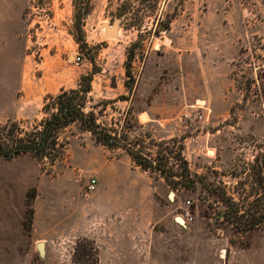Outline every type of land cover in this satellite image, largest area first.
<instances>
[{
    "label": "rangeland",
    "instance_id": "rangeland-1",
    "mask_svg": "<svg viewBox=\"0 0 264 264\" xmlns=\"http://www.w3.org/2000/svg\"><path fill=\"white\" fill-rule=\"evenodd\" d=\"M16 1L22 5L27 56L39 63L49 54H69L67 90L82 76H92L88 106L96 114L102 111L100 123L126 118L137 124L132 137L181 140L191 174L205 178L210 190L199 183L194 191L169 188L124 151L96 145L72 126L61 137L63 159L48 173L29 155L0 157V226L10 222L13 230L23 219L24 230L18 249L0 250V264H98L112 232L130 243L139 242L144 231L149 242L153 233H162L163 241L264 244V224L239 233L222 219L224 207L215 191L248 196L249 184L238 183L246 181L254 157L264 153V0ZM80 10L89 12L81 32L74 17ZM44 44L50 45L45 54ZM76 54L82 57L79 66L72 62ZM5 60L0 57V67L11 70ZM43 69L24 73L25 83L40 78ZM212 70L220 88L208 85ZM4 75L15 82L0 100V124L15 121L28 131L42 120L46 96L28 98L20 71ZM115 176L134 190L97 191L98 179L109 183ZM91 179L97 185L88 192ZM193 226L203 227V233H193ZM206 227L213 229L206 233Z\"/></svg>",
    "mask_w": 264,
    "mask_h": 264
},
{
    "label": "trees",
    "instance_id": "trees-1",
    "mask_svg": "<svg viewBox=\"0 0 264 264\" xmlns=\"http://www.w3.org/2000/svg\"><path fill=\"white\" fill-rule=\"evenodd\" d=\"M88 14V10L75 14L79 32ZM77 41L83 43L82 38ZM126 74L130 77L129 71ZM92 80L90 75L82 76L76 88L46 96L41 109L42 120L28 131L15 121L0 124V157L9 161L29 155L38 164L46 165L48 173L63 159L66 145L61 139L62 134L75 126L79 131L88 133L96 145L124 151L136 167L162 178L169 188L194 191L196 183H199L203 190L209 192L206 179L191 174L182 155L184 146L181 140L156 141L149 134L132 137L137 124L130 125L126 118L122 123H100L98 115L102 111L96 114L93 107L88 106ZM248 167L250 173L246 181L238 183L242 187L249 184L248 196L235 198L228 195L224 188L215 190L224 207L222 219L239 233L254 231L264 224V153L254 157ZM245 190L242 189L243 192ZM31 198L27 196V199Z\"/></svg>",
    "mask_w": 264,
    "mask_h": 264
},
{
    "label": "crops",
    "instance_id": "crops-1",
    "mask_svg": "<svg viewBox=\"0 0 264 264\" xmlns=\"http://www.w3.org/2000/svg\"><path fill=\"white\" fill-rule=\"evenodd\" d=\"M22 5L16 0H0V57L6 59L11 70H5L0 67V73L18 70L22 74L20 87L28 91V98H42L47 95H53L55 92L67 90L70 77V56L57 54L44 57L39 63L33 60V55H26L28 40L25 35V29L21 21ZM46 44V43H45ZM43 45L40 52L45 54L49 52L50 45ZM46 46V47H45ZM44 66L40 78L33 82L25 83L23 74L31 72L32 69ZM212 70L208 85L210 88L219 86L218 77ZM227 77V74H225ZM223 79L224 77L221 76ZM14 79L9 75L0 77V100L3 98V92L13 84ZM219 83V84H218ZM197 103H203L198 101ZM110 191L129 193L134 190L132 183L128 180L116 176L106 183L102 178L98 179V192L105 191L106 187ZM144 196H141V201ZM23 219L19 222L20 227L11 229L10 222L5 221L0 226V250L18 249L24 230L22 227ZM193 233H203L204 228L193 226L190 228ZM206 233L213 229L205 228ZM110 237V242L101 249L98 264H264V244L249 242L231 243L229 241L199 240L198 238L189 241H163L160 237L162 233H153V240L149 242V232H141L138 235L139 242L130 243L128 237L114 235ZM117 234V233H115ZM102 246V245H101Z\"/></svg>",
    "mask_w": 264,
    "mask_h": 264
},
{
    "label": "built area",
    "instance_id": "built-area-1",
    "mask_svg": "<svg viewBox=\"0 0 264 264\" xmlns=\"http://www.w3.org/2000/svg\"><path fill=\"white\" fill-rule=\"evenodd\" d=\"M81 55L80 54H76L74 55L73 57V63L76 65V66H79L81 64ZM195 117L199 118L200 120L203 119L204 115L202 113H198ZM96 185H97V181L95 179H91L89 181V183L86 185V191L88 192H92L95 190L96 188ZM189 221H191L192 219L189 218L188 219Z\"/></svg>",
    "mask_w": 264,
    "mask_h": 264
},
{
    "label": "water",
    "instance_id": "water-1",
    "mask_svg": "<svg viewBox=\"0 0 264 264\" xmlns=\"http://www.w3.org/2000/svg\"><path fill=\"white\" fill-rule=\"evenodd\" d=\"M115 27H116V24H114V26L112 27V32H111V34H110V37L113 36V34H114V32H115ZM170 199H173V195H170ZM38 248H39L40 251H42V249H43V244H42V243H39Z\"/></svg>",
    "mask_w": 264,
    "mask_h": 264
},
{
    "label": "bare ground",
    "instance_id": "bare-ground-1",
    "mask_svg": "<svg viewBox=\"0 0 264 264\" xmlns=\"http://www.w3.org/2000/svg\"><path fill=\"white\" fill-rule=\"evenodd\" d=\"M111 34V33H110ZM110 34L108 35V36H110ZM177 222L178 223H180V224H183L182 222H183V220H182V218L180 217V218H177Z\"/></svg>",
    "mask_w": 264,
    "mask_h": 264
}]
</instances>
